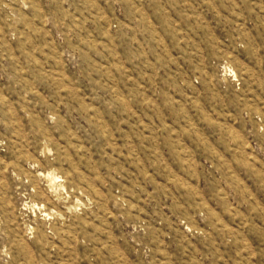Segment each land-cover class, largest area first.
I'll return each mask as SVG.
<instances>
[{
    "label": "rangeland",
    "instance_id": "1",
    "mask_svg": "<svg viewBox=\"0 0 264 264\" xmlns=\"http://www.w3.org/2000/svg\"><path fill=\"white\" fill-rule=\"evenodd\" d=\"M0 264H264V0H0Z\"/></svg>",
    "mask_w": 264,
    "mask_h": 264
}]
</instances>
